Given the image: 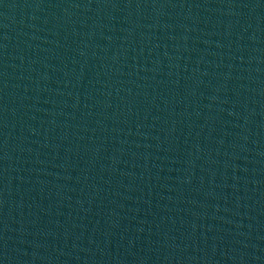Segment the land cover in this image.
<instances>
[{
    "label": "water",
    "instance_id": "obj_1",
    "mask_svg": "<svg viewBox=\"0 0 264 264\" xmlns=\"http://www.w3.org/2000/svg\"><path fill=\"white\" fill-rule=\"evenodd\" d=\"M0 264H264V0H0Z\"/></svg>",
    "mask_w": 264,
    "mask_h": 264
}]
</instances>
